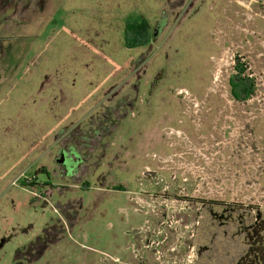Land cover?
<instances>
[{
  "label": "rangeland",
  "instance_id": "rangeland-1",
  "mask_svg": "<svg viewBox=\"0 0 264 264\" xmlns=\"http://www.w3.org/2000/svg\"><path fill=\"white\" fill-rule=\"evenodd\" d=\"M178 1L0 0V232L9 228L0 264H14L21 249L38 258L49 244L44 228L58 234L60 219L70 229L32 264H93L92 248L115 254L114 233L126 246L139 234L131 229L137 218L110 229L128 191L170 199L176 223L163 249L176 247L179 262L236 264L245 254L246 230L264 211V4L218 3L243 32L258 20L256 51L233 45L213 0L177 9ZM143 19L165 26L129 49L127 24ZM238 74L252 80L247 101L232 95ZM127 94L134 107L115 110L113 137L83 141L90 117ZM69 146L88 152L66 178L56 161ZM102 152L108 158L97 167ZM67 205L80 218L72 229Z\"/></svg>",
  "mask_w": 264,
  "mask_h": 264
},
{
  "label": "crops",
  "instance_id": "crops-1",
  "mask_svg": "<svg viewBox=\"0 0 264 264\" xmlns=\"http://www.w3.org/2000/svg\"><path fill=\"white\" fill-rule=\"evenodd\" d=\"M219 1L220 0H213V2L211 1L212 4L210 5V8L217 10L218 5H219L218 4ZM194 4H195V2H193V5L191 8L194 7ZM226 6L228 9H231L232 12L230 13V15H232L231 18H233L234 13H236V10L239 8V5H237L233 2L230 4L228 3ZM222 7H224V6H222ZM217 12H220L221 16H222V18H221L222 23L220 24V27L224 29L223 32H226V30H228V33L226 32V34H228V37L233 42V45L235 44L234 42L236 40L237 41L240 40L239 42L246 43V44L250 43V45H252L254 47V50H255V47H256V51L258 50L257 46H255V45H257V43H256L257 42L256 31L258 28V20L255 19L253 22L251 21L250 24L248 23L246 25V28H250V31H251V34H250L248 32L247 33L243 32V27L240 26L241 23H237V22H239V20L236 21V18L234 20V19H230L229 16H226L227 11L224 12L223 10L222 11L217 10ZM228 20L231 21V23L229 22L231 25H229ZM164 26H165V23H164L163 19H158L155 27H154V25H151L152 35L154 38H156L159 35L160 31L164 28ZM225 28H226V30H225ZM249 35H252L255 38V42H249L247 40L248 39L247 37ZM221 40H223V41H220L219 44L221 45V48H223L224 43L223 44H221V43L224 42V38H222ZM135 86H136V88L134 90L132 89L131 93L134 96V100H137L135 93L138 91L139 86H137V85H135ZM134 100H133L131 94H127L124 96V98L122 100L118 101L117 104L115 103V105H111V107H105L104 109H107L108 112L107 113H104V112L100 113V114H102L100 118H95L92 116L89 119V117H88V119H89L88 124L90 127L87 129L81 130L82 135L80 136V138H82L83 141L90 139L93 135H94V137L95 136L98 137L100 135V138L102 140L112 138L113 135L116 133V130L118 129V127H116L113 124V122L115 123V119H114V117H115L114 115L116 113L115 110H117V108L124 109L126 107H131V108L134 107L132 104ZM112 109H113V111H112ZM82 119H86V117L77 118L78 122L82 121ZM112 119H113V122H112ZM103 121H105L104 125L102 124ZM83 122H84V120H83ZM84 148L85 147L81 148L80 151H84L83 150ZM103 153H104L103 154L104 159H107L108 154L105 152H103ZM56 162H57V164H59L58 160ZM61 165H60V167H61ZM125 193H128L129 195L127 196V198L125 200L126 202L123 205L117 207V209H116L117 217H115L114 220L109 222L110 229L113 231V230H115V227L120 228L122 225L123 226L125 225V222L127 224H130V226H131V223H133L132 219L137 218V222L135 224L136 226L132 227L131 229L133 230V232L139 233L138 239L140 240V243H139L140 246L137 247V249L132 250V248H130L131 244H128L126 246V245H123L121 240H120V242H116L117 239L114 238L115 237V233H114L113 240L111 243V249H112V252H114L115 254L111 255L108 253H104V254L111 256L114 260H112L110 258H105L102 255L103 253L98 252L97 248H92L91 252L95 253L97 256V257H94L93 264H155V256H154L155 254H154L153 248L152 247L146 248V245L148 244V239L145 236V234H146L145 228H146L147 222H149V221H151L153 224L157 225L158 219H156L152 213H150V215H146L144 212L136 211V208H139V205L135 202V201H138L137 200L138 195L137 196H131V193H136V192L128 191ZM133 197L136 199V200L134 199L135 201H131V198H133ZM128 203L130 206L128 205ZM78 205H80V204H78ZM65 208L67 210L66 215H69V219L72 218V226H71V229H72L73 227H75V225L79 224L80 218L78 217L77 212L73 211V209L75 210V207L71 206L68 208V205H67V206H65ZM121 216H122V218H121ZM65 217L66 216H64V218ZM61 223L64 225L63 227H61V225H60ZM55 226L61 227V230L59 229V232L56 235H55V233H52V231H51L52 227L50 226V224L44 228V231H45L44 235L46 236V240H47L46 243L48 242L49 244L47 245V247L43 251L42 255H44V253L46 252V250L50 246H57L58 247V244L60 243L62 236L65 233L64 229H66V231H67V229L69 228L64 223V220L62 221V219L58 220L57 224ZM8 230H9V228L2 230L0 232V238L3 237L5 232H8ZM84 233H85V231L81 232L80 235H83V237H86V234H84ZM127 234H128V232H127ZM124 235H125V232H124ZM180 253H181V250H180ZM98 254L101 255L102 257H98L99 256Z\"/></svg>",
  "mask_w": 264,
  "mask_h": 264
},
{
  "label": "trees",
  "instance_id": "trees-1",
  "mask_svg": "<svg viewBox=\"0 0 264 264\" xmlns=\"http://www.w3.org/2000/svg\"><path fill=\"white\" fill-rule=\"evenodd\" d=\"M152 36L151 25L147 20L129 22L125 35L126 46L129 49L144 47L150 42ZM238 70L242 71L243 68L238 67ZM231 87L232 95L239 101H247L253 92L252 80L243 78L239 74L233 78ZM246 239L248 249L236 264H264V211L256 212L254 223L246 230ZM24 253V249L17 251V256L18 254L23 256L16 257L14 264H32L42 257L41 254L38 258L31 260Z\"/></svg>",
  "mask_w": 264,
  "mask_h": 264
},
{
  "label": "built area",
  "instance_id": "built-area-1",
  "mask_svg": "<svg viewBox=\"0 0 264 264\" xmlns=\"http://www.w3.org/2000/svg\"><path fill=\"white\" fill-rule=\"evenodd\" d=\"M251 1L252 3L256 2V0ZM262 3L264 4V0H262ZM178 93L179 95H183V97H190L188 91L180 89ZM185 101L190 103V99ZM160 197L162 198V196ZM161 198L150 196L149 202L146 200V196L142 197L141 194L138 195V201H135L136 199L134 197L131 198V201H135L139 205V208H136V211L144 212L146 215H150V213H152L155 218L158 219L157 225L153 224L151 221L147 222L145 232L148 237V244L146 245V248H153L155 254V264H187V261L190 260V256H188L187 260L185 258L181 259L179 262L177 254L178 251L176 247L169 246L166 249H163L164 245L168 243L169 239L166 230H168V228H172L176 223V220L174 216H170L168 213L169 210L166 209L168 208L170 199L162 200ZM150 209H152L151 212ZM130 248H132V250H134V248L137 249L133 243L130 245ZM102 255L105 258L114 260L107 254Z\"/></svg>",
  "mask_w": 264,
  "mask_h": 264
},
{
  "label": "flooded vegetation",
  "instance_id": "flooded-vegetation-1",
  "mask_svg": "<svg viewBox=\"0 0 264 264\" xmlns=\"http://www.w3.org/2000/svg\"><path fill=\"white\" fill-rule=\"evenodd\" d=\"M186 1H188V0H179L178 2V4H176V8L177 9H180V8H182L183 6H184V4H185V2ZM190 2H191V0H190ZM193 5V3H191V6ZM242 68H243V66H241ZM236 101H239V100H236ZM239 102H243V101H239ZM117 111H121V108H117ZM122 112V111H121ZM189 117V116H188ZM121 118H122V116H121ZM187 118V117H186ZM188 120V119H187ZM103 125L105 124V121H103V123H102ZM188 126L190 127V121L188 120ZM102 140V139H101ZM85 148H87V147H85ZM83 149V150H86V149ZM95 148V146L94 147H92V150L90 151V152H92L93 151V149ZM81 149H78V148H75L74 146H69V149L68 150H61V153H60V157H62V155L64 154L65 155V160H66V162H67V165L65 166V165H61V168L65 171V177L66 178H68V177H71V176H73V174H74V168H76V166L78 165V163H82L83 161H85L84 159H83V157L81 156V153L79 152ZM87 151V150H86ZM88 152V151H87ZM88 154H90V153H88ZM103 152H102V155H100L99 157H98V161L95 163L96 164V166L98 167V166H101V164L99 165V163L98 162H103V159H104V157H103ZM137 183L139 184V182L137 181ZM150 187H152L151 185H149ZM161 186H159L158 187V190L156 191V192H161ZM77 214H78V212H77ZM65 216L68 218L69 217V215H66L65 214ZM65 219V218H64ZM67 220H69V218L67 219ZM61 222V221H60ZM61 225V227H63L64 225L61 223L60 224ZM137 234V233H136ZM136 234H133L132 235V242L130 243V244H135V246L136 247H139L140 246V240L138 239V237H136Z\"/></svg>",
  "mask_w": 264,
  "mask_h": 264
},
{
  "label": "water",
  "instance_id": "water-1",
  "mask_svg": "<svg viewBox=\"0 0 264 264\" xmlns=\"http://www.w3.org/2000/svg\"><path fill=\"white\" fill-rule=\"evenodd\" d=\"M58 163H59V164H63V165H65V166L67 165V162H66V160H65V155H64V154L62 155L61 159L58 160ZM4 243H5V241H4V240H1L0 248L3 247Z\"/></svg>",
  "mask_w": 264,
  "mask_h": 264
}]
</instances>
